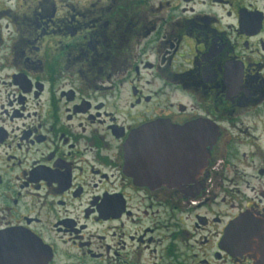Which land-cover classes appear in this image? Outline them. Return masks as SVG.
Listing matches in <instances>:
<instances>
[{
	"label": "flooded vegetation",
	"instance_id": "af4514ba",
	"mask_svg": "<svg viewBox=\"0 0 264 264\" xmlns=\"http://www.w3.org/2000/svg\"><path fill=\"white\" fill-rule=\"evenodd\" d=\"M0 264H264V0H0Z\"/></svg>",
	"mask_w": 264,
	"mask_h": 264
}]
</instances>
